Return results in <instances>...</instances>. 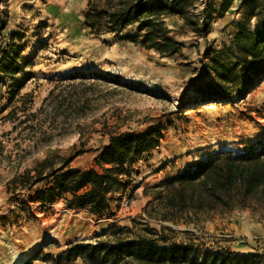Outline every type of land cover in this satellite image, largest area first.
I'll use <instances>...</instances> for the list:
<instances>
[{
    "label": "rangeland",
    "instance_id": "rangeland-1",
    "mask_svg": "<svg viewBox=\"0 0 264 264\" xmlns=\"http://www.w3.org/2000/svg\"><path fill=\"white\" fill-rule=\"evenodd\" d=\"M86 4L0 0V15L7 18L0 30V264H12L17 256L24 264L38 250L54 258L71 242H94L110 226L133 222L165 228L172 241L190 244L196 256L231 251L254 254L264 264V210L256 205L188 222L160 221L147 213L150 189L165 178L209 153L238 152L251 140H264V73L229 96L235 85L222 87L209 69L210 50L231 41L241 13L234 8L220 17L212 15L204 37L190 28L181 30L177 15L166 16L183 49L160 57L141 43H118L113 32L91 33L82 24ZM6 50L15 57L9 68L3 59ZM21 79L24 84L9 104L12 82ZM207 83L218 93L203 97L214 92L204 87ZM51 89L54 93L44 106L48 110L37 112L41 119L65 100L52 128L46 123L51 140L33 146L25 133L17 134L21 127L10 133L12 121L6 114L20 107L17 116L22 119L39 111ZM152 124L164 126L160 146L134 165L137 174L128 185L132 200L123 196L105 215L69 208L60 199L49 204L36 200L44 183L18 190L9 184L15 173L49 155L74 154L68 167L99 169L94 158L110 136L140 132ZM41 259L31 264H48Z\"/></svg>",
    "mask_w": 264,
    "mask_h": 264
},
{
    "label": "trees",
    "instance_id": "trees-1",
    "mask_svg": "<svg viewBox=\"0 0 264 264\" xmlns=\"http://www.w3.org/2000/svg\"><path fill=\"white\" fill-rule=\"evenodd\" d=\"M195 1L87 0L82 24L91 33L113 32L118 43H141L160 57H170L183 48L166 25V16L177 15L182 20L181 30L190 28L204 37L209 32L212 15L223 16L234 0H207L202 23L191 11ZM237 10L242 16L235 21L231 41L222 43L220 49L210 50L209 59V69L215 79L222 82L221 86L235 85L227 91L229 96L236 95L242 84L251 83L264 73V0H242ZM6 24V16L0 15V30ZM132 24L135 25L133 31L128 29ZM3 55L7 61L5 68L12 67L14 55L7 50ZM23 84L22 79L12 82L9 104ZM204 87H210L214 92L208 91L203 97L217 91L210 83ZM53 93L51 89L44 97L39 111L28 113L22 119L17 116V108L20 107L11 109L6 114L12 121L9 132H17L21 127L17 134L25 133V139L34 141L33 146L49 142L52 138L49 127L56 123L58 109L63 107L60 104L65 100L41 119L37 118V112L45 109ZM163 131V125L152 124L140 132L128 131L110 136L94 158L99 169L75 170L68 167L74 154L67 158L55 154L38 160L33 167L21 173H15L9 184L18 190L44 183V187L36 191V200L49 204L60 199L69 208L105 215L114 203L119 205L123 196L132 200L133 189H128V185L132 176L137 174L134 165L160 146ZM19 145L17 142L16 146ZM150 192L153 198L147 204V213L160 221H176L178 218L185 222L207 220L215 213L253 205L264 210V140H251L238 152L221 150L209 153L165 178ZM164 229L136 222L131 226L116 224L94 242H71L63 253L54 258L38 250L24 264H31L40 257L48 264H77L79 259L81 264H260L256 255L239 252L213 251L196 256L190 244H177Z\"/></svg>",
    "mask_w": 264,
    "mask_h": 264
},
{
    "label": "built area",
    "instance_id": "built-area-1",
    "mask_svg": "<svg viewBox=\"0 0 264 264\" xmlns=\"http://www.w3.org/2000/svg\"><path fill=\"white\" fill-rule=\"evenodd\" d=\"M207 6V0H196L195 3L192 5L191 11L198 17L199 23L204 21V17L202 15L203 10H205Z\"/></svg>",
    "mask_w": 264,
    "mask_h": 264
},
{
    "label": "crops",
    "instance_id": "crops-1",
    "mask_svg": "<svg viewBox=\"0 0 264 264\" xmlns=\"http://www.w3.org/2000/svg\"><path fill=\"white\" fill-rule=\"evenodd\" d=\"M241 1H242V0H234L232 6H231L230 9H229V11L232 10V9H234V8H237V9H238V7H239ZM234 5H235V6H234Z\"/></svg>",
    "mask_w": 264,
    "mask_h": 264
},
{
    "label": "bare ground",
    "instance_id": "bare-ground-1",
    "mask_svg": "<svg viewBox=\"0 0 264 264\" xmlns=\"http://www.w3.org/2000/svg\"><path fill=\"white\" fill-rule=\"evenodd\" d=\"M22 263V258L17 256L16 258H14L12 264H21Z\"/></svg>",
    "mask_w": 264,
    "mask_h": 264
}]
</instances>
